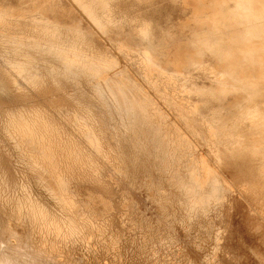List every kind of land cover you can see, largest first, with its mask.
<instances>
[{
	"label": "rangeland",
	"instance_id": "obj_1",
	"mask_svg": "<svg viewBox=\"0 0 264 264\" xmlns=\"http://www.w3.org/2000/svg\"><path fill=\"white\" fill-rule=\"evenodd\" d=\"M203 1L0 0L10 91L0 86L1 254L17 264H264V159L232 149L249 143L252 122L228 126L246 89L234 91L210 54L183 67ZM56 36L121 64L96 76L79 59L60 64ZM39 203L57 220L44 223Z\"/></svg>",
	"mask_w": 264,
	"mask_h": 264
},
{
	"label": "bare ground",
	"instance_id": "obj_2",
	"mask_svg": "<svg viewBox=\"0 0 264 264\" xmlns=\"http://www.w3.org/2000/svg\"><path fill=\"white\" fill-rule=\"evenodd\" d=\"M73 1L79 5L81 4V0ZM96 1L101 5H105L110 0ZM231 3L235 4L233 8L230 7ZM199 8L200 10L197 14L200 17L193 18L194 23L198 27L196 42L194 43L195 45L193 44L191 47L184 49L183 67L198 66L205 55L210 54L221 64L219 67L220 77L228 81L234 91L246 89L243 92L244 97L236 101L237 110L231 117L228 126L243 118H247L252 122V128L255 133L248 144H244V141H237L232 145V149L236 151L246 148L252 154L264 159V0H208L201 2ZM83 9L84 13L87 16L89 15L93 21L100 23L90 6H85ZM204 27H208V32L204 30ZM52 53H55V58L60 64H74L77 61L76 59L86 64H92L91 66L85 64L89 66L86 69H90L91 74L98 70L111 69L121 64L119 59H109L93 54L79 48L72 41L63 42L56 40ZM93 76L96 75L93 74ZM0 86L10 93L2 78H0ZM221 91L225 93L224 90ZM0 93H2V90ZM54 118L52 120L55 125L60 128L59 130L62 133H65L64 127L57 124ZM185 132V138L192 139L191 134L186 130ZM69 134L75 135L74 137L77 135L74 133ZM96 136L100 138L99 133H96ZM100 149L104 150L100 151L102 159L108 160L109 156H107L104 146H101ZM94 160L96 161V159ZM83 161L86 164V160ZM87 165L89 169L92 168L91 163ZM218 179L224 188L222 194L219 195L220 200H226L231 187L225 180ZM109 198L111 197L109 196ZM35 206L38 209L37 215L42 218L44 223L51 217L57 220V215L44 204L39 203ZM0 264H17V262L13 256L0 253Z\"/></svg>",
	"mask_w": 264,
	"mask_h": 264
}]
</instances>
